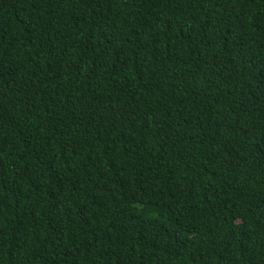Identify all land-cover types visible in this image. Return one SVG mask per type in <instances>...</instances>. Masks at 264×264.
I'll return each mask as SVG.
<instances>
[{
	"label": "trees",
	"instance_id": "16d2710c",
	"mask_svg": "<svg viewBox=\"0 0 264 264\" xmlns=\"http://www.w3.org/2000/svg\"><path fill=\"white\" fill-rule=\"evenodd\" d=\"M0 264H264V0H0Z\"/></svg>",
	"mask_w": 264,
	"mask_h": 264
}]
</instances>
